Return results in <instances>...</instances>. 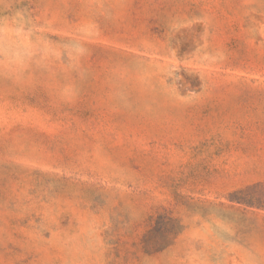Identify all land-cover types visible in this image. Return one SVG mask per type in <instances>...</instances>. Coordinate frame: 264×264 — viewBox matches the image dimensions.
Masks as SVG:
<instances>
[{
	"label": "rangeland",
	"instance_id": "rangeland-1",
	"mask_svg": "<svg viewBox=\"0 0 264 264\" xmlns=\"http://www.w3.org/2000/svg\"><path fill=\"white\" fill-rule=\"evenodd\" d=\"M248 196L264 0H0V264H264Z\"/></svg>",
	"mask_w": 264,
	"mask_h": 264
},
{
	"label": "trees",
	"instance_id": "trees-1",
	"mask_svg": "<svg viewBox=\"0 0 264 264\" xmlns=\"http://www.w3.org/2000/svg\"><path fill=\"white\" fill-rule=\"evenodd\" d=\"M239 193H243V190L241 191H238ZM248 199L244 202H246V205L250 206V207H263L264 204L263 203H260L259 201H257V199H254V197L252 196H248L247 197Z\"/></svg>",
	"mask_w": 264,
	"mask_h": 264
}]
</instances>
